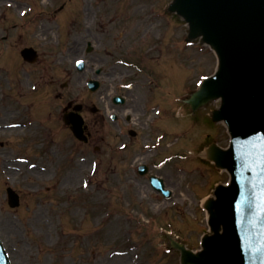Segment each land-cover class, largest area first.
Segmentation results:
<instances>
[{
    "label": "rangeland",
    "instance_id": "374dc122",
    "mask_svg": "<svg viewBox=\"0 0 264 264\" xmlns=\"http://www.w3.org/2000/svg\"><path fill=\"white\" fill-rule=\"evenodd\" d=\"M171 1L73 0L66 5L72 8L110 7L105 12L109 14L105 20L111 19L117 9L115 35L118 40H122L121 33L125 31L124 35L128 34L129 39L127 42L117 41L113 34L101 38L99 48H96L97 54L103 57L105 55L99 52L103 48L108 47L109 51L116 49L115 61L114 57H107V62L101 64L98 62L100 59L87 56V63L90 68L97 64L108 70V65L114 61L121 65L118 70H124L123 62L128 63L129 67L130 61L139 62L143 69L138 70L134 65L138 75L130 78L128 83L138 84L134 86L135 89L146 92L144 103L147 113L151 108L149 106L155 103L162 106L166 104L164 108L167 112L162 117L167 122L152 124L150 119L154 113H146L148 124L147 130L142 132L143 137L132 143L127 153H121L118 149L123 139L117 136L115 126L107 116L104 129L106 139L99 145L100 153L93 149L87 150L85 163L80 161L76 153L80 149L69 150L74 142H70L67 131L56 129V134L51 136L53 141L48 140L47 135L44 137L41 131L46 132L48 122L46 126L42 124L43 128L39 132V122L35 121L27 125L24 132L20 131L16 135L14 130H1L0 142L5 143V146L0 145V232L12 264H179V254L174 251L167 253L168 241L160 233V226L165 228L167 225H171L177 236L189 240L187 244L190 248H199L202 233L207 229L206 215L199 199L210 193L216 183L227 180L226 175L220 176L205 167L200 170L197 163L192 161L155 169V174L168 178V184L175 194L173 201H166L156 195L150 186L145 185L146 179L137 175V161L146 163V157H143L147 148L145 142L157 143L164 131L169 135L170 132L185 128L184 122L178 123L182 118L177 110L176 97L196 87L202 76L212 74L216 66V58L207 47L189 46L184 42L187 27L178 23L175 17L165 14ZM64 2L67 1L0 0V35L1 23L10 21L11 13L19 20L17 7H25L22 13L27 10L26 7H33L28 13L36 15L33 27H36L37 33L23 44L36 43L41 52L48 51L49 75L53 72L56 74V66H59L64 72L63 77L69 79L67 73L70 71L72 76L79 75L73 65L76 58L69 62L61 52L71 47L72 43L64 37L67 28L63 29V25L59 24L58 27L54 23L56 19L60 20L61 15L51 16L50 13L53 7H60ZM48 17L52 19L48 21ZM64 20L63 16L60 22ZM78 26L80 24L76 23L71 28ZM144 28L146 41L138 44L137 38ZM105 39H110V43L106 44ZM134 51L135 54H131ZM138 51L144 53L141 59L136 56ZM57 52L58 55L55 54ZM52 64L56 66L51 69ZM4 71V68H0L2 81L3 76H6ZM104 83H108V80ZM6 86L5 83L0 84V92L7 91ZM174 87L176 91L172 90ZM165 88L167 93L163 95ZM107 91L108 88L96 94L95 104L102 107L106 105L104 94ZM11 105L15 108L14 104ZM2 115L0 110V117ZM13 122L16 121L7 116L0 124ZM200 126L183 137L184 143L192 142L189 141L191 139L205 140L209 132H204ZM146 131L153 132L151 140H148ZM174 135H170L169 142L177 145L179 139ZM188 136L189 139L185 141ZM218 139L223 145L228 142V136L221 128ZM165 142L166 139L162 137L161 147L152 155L154 162L169 153L165 151ZM62 147H66V151L60 150ZM25 159L28 163L20 161ZM93 161L99 162L95 173L91 166ZM31 164H36L37 168L29 169ZM82 179L90 184L89 188H82ZM8 187L20 195L18 208L9 206ZM116 251L123 256H116Z\"/></svg>",
    "mask_w": 264,
    "mask_h": 264
},
{
    "label": "water",
    "instance_id": "95a60500",
    "mask_svg": "<svg viewBox=\"0 0 264 264\" xmlns=\"http://www.w3.org/2000/svg\"><path fill=\"white\" fill-rule=\"evenodd\" d=\"M170 11L190 24L192 38L205 36L219 55L218 75L190 102L201 107L221 98L213 119L225 120L232 136L230 149L214 154L232 185L206 202L213 235L197 256L179 245L183 264H248L244 252L255 244L244 231L247 221L253 224L250 205L264 211V0H174Z\"/></svg>",
    "mask_w": 264,
    "mask_h": 264
},
{
    "label": "flooded vegetation",
    "instance_id": "af4514ba",
    "mask_svg": "<svg viewBox=\"0 0 264 264\" xmlns=\"http://www.w3.org/2000/svg\"><path fill=\"white\" fill-rule=\"evenodd\" d=\"M103 17H104V15L103 16H97V18H100L98 21H99V23H100V25L102 27H103V23L102 22L104 20ZM113 22H114V20L110 21V24L113 23ZM111 26H112V24H111ZM14 28H16V27H14ZM7 33H8V35L4 36L5 40L12 39V41H13L15 37L21 36L20 34H16L15 31H7ZM78 37L85 38L86 35H82V36H78ZM75 42H76V48H75L74 53L78 54L79 52H81L82 43L79 40H77ZM21 43H22V41L20 43H18V44H15V45L18 46ZM17 46H12V48H18ZM115 71L116 70L114 69L113 70V72H114L113 75L114 76H117V75L121 76V75H124L125 73H127L125 71H120L118 73L115 72ZM83 80L84 79L82 77H78V79L76 81V84L78 86H80L81 83H83ZM81 89L85 90L84 88H81ZM115 90L116 91L118 90V85H115ZM80 96L75 98V100L77 102H79L78 105H79V109H80V115H82L84 117V119H85V122H86V125H87L86 126L87 127V133L89 135H91L90 139L92 140V139L95 138V135L100 134V132L103 130L101 123H103L105 121V116H104V114H102L100 109H98V108L93 109L95 104L89 103L87 101V98H86L85 94H84V96L82 98H80ZM56 98L59 99L61 102H64V101L67 100L65 94L64 93H60V92H57ZM130 99H131V101L133 103L131 104V106L129 105V108L131 107V109L133 111H140V109L138 107H142V115L144 114L146 116V112H145L146 111V107H145V105H142L141 103H140V105H138V102H137L138 100L135 98L134 95L130 96ZM69 101L70 100H67V103ZM60 105H63V103H60ZM120 111H122V109H120ZM123 111H124V109H123ZM130 119H131L130 117H127V121H129Z\"/></svg>",
    "mask_w": 264,
    "mask_h": 264
}]
</instances>
